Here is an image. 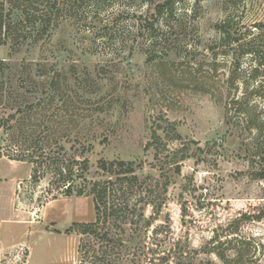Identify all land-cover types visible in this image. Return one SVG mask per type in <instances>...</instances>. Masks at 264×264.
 Returning <instances> with one entry per match:
<instances>
[{
  "label": "rangeland",
  "instance_id": "374dc122",
  "mask_svg": "<svg viewBox=\"0 0 264 264\" xmlns=\"http://www.w3.org/2000/svg\"><path fill=\"white\" fill-rule=\"evenodd\" d=\"M158 2L82 0L48 32L0 45L10 68L0 114L41 105L0 130V193L11 186L0 206L24 214V224L0 222V243L23 240L25 261L93 264L86 237L66 232L94 219L92 196H66L50 173L14 159L29 142L12 135L31 130L50 149L90 146L92 173L100 158L123 159L166 184L161 211L130 245L136 262L121 264H223L212 238L230 241V257L242 245L239 264H264V180L252 176L264 166V126L254 127L264 121V0H179L162 16ZM69 113L76 123L62 124Z\"/></svg>",
  "mask_w": 264,
  "mask_h": 264
},
{
  "label": "trees",
  "instance_id": "16d2710c",
  "mask_svg": "<svg viewBox=\"0 0 264 264\" xmlns=\"http://www.w3.org/2000/svg\"><path fill=\"white\" fill-rule=\"evenodd\" d=\"M178 1L159 0L154 10L159 16L172 14L174 4ZM81 6L82 0L71 2L70 0H0V45L6 40L18 44L28 37L44 34L55 26L60 18L68 16L71 10L79 9ZM14 13H17L16 18H12ZM9 69L8 63L0 59V104L5 97V89H9L4 82L5 72ZM6 98L8 100L11 98V89L6 92ZM52 99L46 95L44 102L51 103ZM29 104L23 110L17 108L14 113L0 114V130L7 132L18 126L23 116L17 119L16 114H21L23 111H26L23 114H29L41 106L40 103ZM76 120V114L73 113L61 117L62 124L72 125ZM262 126L264 121L261 120L254 125L257 130ZM19 137L23 138L21 142H29V148H26V153L21 154V157L17 155L14 159L29 161L33 165L32 171L35 174L50 173L52 177L50 182L66 196H92L94 219L90 222L73 223L66 230L68 233L76 230L86 237L84 249L91 262L121 264L123 261H133L129 258L132 254L130 245L143 235L156 219L154 215L161 211L166 184L152 178L150 174L143 175L141 165L135 161L123 159L100 158L92 173L89 159L85 155L90 151V146H82V150L71 146L72 150H66L56 143V148L50 149L45 146L50 144L48 137L31 130L26 132L22 130L19 134L12 135L16 143ZM152 138L151 144H156L154 148L156 146L155 157H157V152L159 153L157 142L160 136L154 131ZM73 140L76 142L78 137ZM47 148L48 151H45ZM175 151L170 155V159L175 164V171L179 172L180 161L175 156L180 149ZM176 159L177 161H174ZM260 160L264 161V157H260ZM252 174L253 177L264 180V166L255 169ZM148 207H151L153 213L146 216L145 211ZM263 216L264 211H260L256 218ZM212 240L214 241L211 242L216 244L211 248V252H214L223 264L242 262V245L237 247L235 256L230 257L226 254L228 248L221 247L223 244L228 245L229 240L220 241L215 238Z\"/></svg>",
  "mask_w": 264,
  "mask_h": 264
},
{
  "label": "crops",
  "instance_id": "0c3cea01",
  "mask_svg": "<svg viewBox=\"0 0 264 264\" xmlns=\"http://www.w3.org/2000/svg\"><path fill=\"white\" fill-rule=\"evenodd\" d=\"M6 185L9 187L6 188L8 192H6L5 195H2L0 193V197L4 200L11 199V195L9 192V188L11 187L8 182H5ZM8 207L11 212L8 214L9 216H6L7 214L2 213L0 211V222L6 221L11 222L12 224H24V214L20 211H16V209L11 208L8 204L4 207L0 206V209H5ZM32 224L33 229L35 230V225ZM31 228V227H30ZM40 228L37 227V230L39 231ZM25 250V242L23 240H19L16 237H12L10 241L7 244L0 243V264H35L31 263L29 261H25L22 257L23 251ZM49 264V263H46Z\"/></svg>",
  "mask_w": 264,
  "mask_h": 264
}]
</instances>
